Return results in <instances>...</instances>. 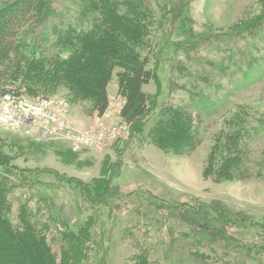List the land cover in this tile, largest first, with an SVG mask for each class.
<instances>
[{"label":"rangeland","instance_id":"374dc122","mask_svg":"<svg viewBox=\"0 0 264 264\" xmlns=\"http://www.w3.org/2000/svg\"><path fill=\"white\" fill-rule=\"evenodd\" d=\"M5 1L0 0V6ZM51 1L49 20L20 38L21 54L28 59L55 53L62 32L91 24L80 2ZM149 2L160 23L152 37L155 78L144 86L151 93L146 113L131 125L120 116L123 97L117 70L108 85L110 104L102 115L97 113L94 98H77L65 85H54L50 91L41 88L44 93L33 96L21 80L8 81L7 85L22 89L29 99L61 97L62 120L46 119L42 114L34 118L32 125L54 127L55 139H35L41 136L39 132L34 138L14 135L0 125V156L7 155L13 165L36 169L29 174L26 189L49 195L71 220L94 216L97 246L92 264H133L139 248L136 243H156L154 259L161 264H201L197 251L213 255L215 261L214 253H221L217 264H264V174L249 179L219 178L211 162L216 135L226 127L228 116L246 106L254 117L264 119V21L253 32L216 35L256 19L264 12V3L174 0L179 10L176 15L166 4L168 0ZM181 12L192 22H181ZM188 29L206 38L195 42L189 39ZM9 68L10 64L0 62V70ZM168 106L192 114L200 135L194 147L177 146L168 122L164 130L170 137H158L160 127L156 125ZM83 135L97 137L96 142L82 143ZM252 143L254 155H259L264 149V131ZM3 170L0 165V173ZM108 184L110 192L98 197ZM20 191L18 187L14 194ZM17 207L14 200V212ZM202 234L205 238L200 240ZM213 236L223 241L208 245ZM166 243L174 247H168L169 254Z\"/></svg>","mask_w":264,"mask_h":264},{"label":"trees","instance_id":"16d2710c","mask_svg":"<svg viewBox=\"0 0 264 264\" xmlns=\"http://www.w3.org/2000/svg\"><path fill=\"white\" fill-rule=\"evenodd\" d=\"M73 1L82 4L91 24L78 30L68 28L58 37L55 53L38 57L32 55L29 59L21 54L20 38L30 28L34 29L49 20L52 1L6 0L0 6V62L10 64L9 69L0 70V90L6 92L8 81L21 80L28 93L35 96L36 92L44 93L39 90L41 88L50 91L54 85L62 84L77 98H94L97 113L102 115L109 107L108 85L117 70L119 93L123 97L120 116L131 125L149 107L151 93L144 86L155 78V64L151 61L155 46L152 37L160 22L154 16L149 0ZM166 4H169L172 13L176 11L178 14L174 0H168ZM181 13V22H192L187 13ZM263 21L264 12L256 19L218 31L216 35L229 37L253 32L259 24L263 25ZM188 30L189 39H195V42L206 38ZM188 45L192 46L194 42ZM251 113L246 106L237 110V113L228 116L226 127L216 135L211 162L219 178L249 179L264 174V149L259 155H254L252 151V141L264 131V119H258ZM167 122L175 132L172 133L177 139V146L192 148L200 140L192 114L184 113L181 107L168 106L161 111L156 127H160L158 137L165 140L170 137L164 130ZM0 158L3 160L0 165L4 167L0 173V264H92L91 257L97 246L92 231L94 216L81 221L71 220L64 215L60 205H54L49 195H36L26 189L31 180L29 174L35 173L36 169L13 165L5 154ZM17 186L22 188L20 194H14ZM82 190L87 192L84 187ZM99 192L102 194L98 196L100 198L103 193H109V184ZM14 200L18 204L15 212ZM102 200L109 204V200ZM182 208L185 210L187 207ZM199 238L203 240L204 234ZM208 240V245L215 246L223 238L213 236ZM136 245L139 248L132 257L133 264L159 262L154 259L158 251L156 243ZM166 246V253L169 254L173 244L166 243ZM247 248L250 249L249 246ZM227 249L231 251L233 247ZM196 254L202 256V261L198 260L201 264H217L222 260L219 252L214 253L216 261L213 255L206 252L197 251ZM205 254H208L207 260H204Z\"/></svg>","mask_w":264,"mask_h":264},{"label":"built area","instance_id":"2783aa9c","mask_svg":"<svg viewBox=\"0 0 264 264\" xmlns=\"http://www.w3.org/2000/svg\"><path fill=\"white\" fill-rule=\"evenodd\" d=\"M6 89L4 93L0 90V125L11 130L14 135L34 138L36 136L35 133L39 132L41 136H37L35 139H55L56 132H54L55 129L50 124H32L35 122L34 118L41 117L40 114L46 119L48 117L52 119L57 117L62 120V98L42 96L36 99H29L22 89H17L10 85H7ZM6 99L8 101H5ZM36 129L39 130L35 131ZM96 138L90 135H83L80 141L85 144H92L96 142Z\"/></svg>","mask_w":264,"mask_h":264}]
</instances>
